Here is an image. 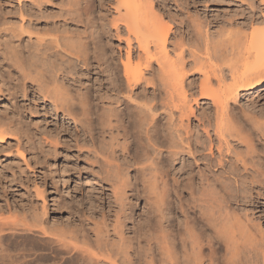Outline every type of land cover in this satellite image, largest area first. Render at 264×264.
<instances>
[{
  "label": "bare ground",
  "instance_id": "1",
  "mask_svg": "<svg viewBox=\"0 0 264 264\" xmlns=\"http://www.w3.org/2000/svg\"><path fill=\"white\" fill-rule=\"evenodd\" d=\"M42 1L44 0L30 2V5L36 6V12L34 11L36 14L41 11ZM106 1L108 7H111L115 13V17L109 21L114 26L117 38H120V25L126 33L123 39L126 46L124 59L120 54L121 51H118L120 63L117 62L110 43L102 45L104 42L99 39L104 24L95 25L91 22L92 19L89 17L92 14L88 10L90 0H72L70 7L73 9L67 10L69 7H65L64 10L68 11L72 19L75 20L78 17L79 20L75 21L81 24L80 28L69 27L72 28L69 31L61 25L62 29L57 28L58 24L54 26V24L46 23L39 26L32 21V9H26L32 12L30 14L22 10L26 17L29 14V19L27 17L26 25L23 22L19 24L16 35L18 39L23 33L26 34L30 44L21 47L19 41L16 45L15 42L12 44L10 41L12 48L10 52L5 51L4 55H8L3 57L7 58L4 59L5 61L15 65L22 79L20 86L23 94L27 92L26 85L35 88L41 95L40 98L50 100L52 107L66 113V116L89 135L93 141H90L93 145V153L102 159V167L99 168L101 176L98 175V178L105 181L114 202L119 203L116 224L127 218L130 219L133 213L130 199V192L132 193L133 190L131 169L134 175L137 172L141 174L144 182L142 187L144 186L158 197L155 220L151 223L147 221L143 228H138V237L121 232L124 222L121 223V227L114 225L113 232L116 227L120 228V232L118 231L120 235L117 230L115 232L116 239L127 236L124 239L121 238L122 242H129L126 248L119 247L122 242L116 243V239L112 238L111 243V239L106 238L108 230L105 231L104 241L108 239L111 246H114L115 240V244L119 247L115 249V245L113 247L115 250L111 246L108 248L109 242L107 247L104 246L107 241L104 245L102 244L103 247L100 246L102 240L98 242L97 236L101 234L100 240L104 229L99 228L101 230L97 229V231H102L100 234L91 235L95 243V245L92 244L91 250L90 247L81 249L75 245L70 246L66 238L48 230L47 225L40 219L41 215L45 216L47 207L45 202H42L41 213L39 211L37 213L35 208L34 212L30 210V213L25 212L22 215L19 213L21 216H18V212L17 215L9 208L7 213L10 214L7 217H0V264L2 262L8 264H140L141 259H137L135 255L141 244L137 240L140 237L145 239L146 234L155 243L147 245L149 254L144 253L142 256L144 264L154 263L153 244L162 261L158 259L163 264H243L241 259L234 258L238 252H241L240 243L241 246H245L242 244L244 243L242 239L249 240L248 235L253 233V237L256 238H250L255 240L260 237L258 241L262 242L260 240L264 232L259 231L263 232L262 235L249 232L251 229L249 230L248 224L249 231L247 230L246 220L242 218L245 224L241 218H238L239 216L235 217L233 205L248 198L253 184L258 183L264 186V152L262 157L259 155L262 154L259 153L262 150L257 149L262 140L260 137L264 138V136H260L261 133L257 132V128L263 127L260 120V122L258 119L249 122L242 120L232 112V105L239 102L240 96L257 91L264 86V8L260 17L250 18L248 23L243 24L248 27V31L241 32L238 29L240 32L238 30V33L234 32L235 38L230 44L227 43L230 40H225L226 35L224 36L223 40L228 44L225 49L222 47L224 50L218 51L219 47H214L221 45L217 44L219 40H215L216 45L211 42L213 35L205 28L207 26L204 22L199 21L197 25L195 23V30H193L192 25L195 20H191L192 28L185 26L186 35L180 39V43L171 39L173 42L169 44L170 49H168L170 25L173 24L164 21L166 18L164 19L163 14L161 15V12L159 13L155 8L157 6L153 0ZM67 11H65L66 16ZM175 13L173 12V15L168 13L167 16L170 22L176 23L178 26L175 27L179 28L183 21L179 16L178 18L174 16ZM5 23V20H0L1 26L5 27ZM200 24L201 27L205 26L202 31ZM3 27L1 31H4ZM14 28L10 27V30L13 31ZM92 28L95 29L92 30ZM191 30L193 31L190 32ZM221 30L216 31L220 34ZM194 31L195 34H191ZM217 32L213 33L217 35ZM12 34L14 35V32ZM106 41L105 43L109 42ZM132 42L136 44V51L133 50ZM103 63L106 65L103 66ZM118 63L122 66L121 74ZM93 70L101 74L105 72L103 77L105 83L99 86L94 79L93 91V84L89 88V86L82 87V83L79 86L71 83L74 79L70 75L91 73ZM3 75L0 74V93L7 79L6 74V79ZM194 76L197 77L196 86H194L195 82L193 83ZM147 85L150 87H145ZM138 87L143 91H135ZM200 100H206L205 105L210 104L212 111L206 110L207 113H205L206 111L202 110V114L199 113L200 117H197L191 102L197 106ZM191 119L197 122L196 126H191ZM19 133L20 128L16 123L7 117L0 116V145L9 136ZM16 151L22 154L19 148ZM184 155L187 159H184ZM56 158L57 155L52 157L53 164ZM176 160H182V164L181 161L179 162L182 167L177 169L178 171L183 169L181 180L170 177V163ZM36 190V194L42 197L43 188L39 185ZM181 193L188 195L186 200L192 212L188 213L189 206H186L188 204L183 205L180 202ZM173 203H176L174 208L183 214L182 217L176 216V221L181 217L177 222V230L171 229L174 219L168 218V214H171L169 210L174 206ZM177 223H175L176 226ZM245 228L250 234H246L248 232L244 230ZM259 229L261 230L260 227ZM33 230H38L41 235L51 236L49 238L46 236L48 239H44L49 242L46 245H43L46 241L42 242L40 248L33 242L30 244L31 242L26 240L28 236L25 239L26 236L21 233ZM33 237L30 238L33 239ZM134 237H137L136 243L139 246L135 248L136 253L134 249L131 253L129 249H132L131 245L134 248ZM262 240L264 243V239ZM81 241L85 245L89 243V240L84 237ZM93 242L90 241V243ZM256 242L252 243L262 249L255 251L260 255V263L259 260L257 261L258 256L255 252L250 261L252 264H264V245L260 246L261 243L256 244ZM39 249L48 253H39ZM246 252L243 254H248L250 251ZM102 255L104 258L101 257ZM245 257L244 259L250 258ZM244 263L249 262L245 260Z\"/></svg>",
  "mask_w": 264,
  "mask_h": 264
},
{
  "label": "rangeland",
  "instance_id": "2",
  "mask_svg": "<svg viewBox=\"0 0 264 264\" xmlns=\"http://www.w3.org/2000/svg\"><path fill=\"white\" fill-rule=\"evenodd\" d=\"M46 1L45 0L42 1V4L40 6L41 13L39 12L40 14L39 13L36 14L35 13L36 6L34 4L30 5L31 0H22V2L20 3L18 2V0H0V20L3 19L6 22L4 24L5 27L0 25V74L2 75L4 74L3 78L5 79L7 77L5 82L7 85L5 84L2 93H0V110H1L0 116L11 119L14 123H16L18 128H20V133L18 135L9 136L6 139V141L3 142L2 145H0V217H7V215L10 214L7 213V210L9 208L12 212L15 211L16 214L18 212V214L20 213L21 215L25 212L30 213L31 212L30 210L34 212V210H36L35 208H37L36 212L38 213V211L39 212L42 211V202H45L46 203L45 205L47 206L45 211V216L41 215L43 218H41L40 216V219L43 221L42 222L43 224L47 225L45 226L48 227V230L50 229L49 231L51 233L56 232L57 235L59 234L62 238H66L68 242L67 241L65 242L70 243L69 244L70 246L75 245L76 247H79L81 249H86V248L88 249V247H90L89 249L92 250L93 248L92 244L95 245V243L92 241L93 238L91 237V235L94 236L93 234H97V235L100 234V232L102 231L98 232L97 229L99 228H102V230L104 229L103 230L104 234L102 233L103 239L101 238L99 240L101 234L97 236L99 237L98 239L96 238L98 242L99 241L101 242L102 240L103 243L101 242L100 246H102V244L104 245V243H106L105 241H107L108 239L109 240L111 239V243H112L113 242L112 238L113 239L117 238V236H115L116 230L117 233L120 235L119 233L120 228H118L119 229L118 230L117 227L118 225L119 227H121L122 222H124L123 223L124 225H122L121 227V232L123 231L122 232L123 234H126L128 236L129 235L137 236V234L139 233L138 228H143L144 224L147 221H149L148 223L154 222L155 220L154 217L157 214L156 209L158 205L157 203L158 197H156V194L152 193V191L148 190L147 188H144V186L142 187L144 182L141 178V174L137 172L134 175V172L131 169L130 176L132 178V183H133L131 187L133 188L134 191L130 188L132 190V193L130 192L131 194L130 199H131V204L133 206V208H131L133 209V213L130 219L127 218L126 220L121 221V223L119 222L120 224L118 223L117 225L115 218L118 215L119 203H117L118 201L114 202L115 200L111 195L110 189L106 187L105 181L102 178H98V175H100L99 168L102 167L101 166L102 159L101 157L93 153L92 150L93 145L90 144V141L91 142L93 141L89 138V135L87 133L85 134L83 132L84 129H82V127L74 123L70 119V117L66 116V113L64 114L60 109L58 110L52 107L53 104H51L50 100L46 101L47 99L40 98L41 95L37 92L35 88L33 87L31 88L30 85H26L27 92H25V94L22 93V89L20 86L22 83V79L19 77L15 65L13 63H12L13 65L10 64L9 61H8L9 63L5 61L4 59L6 57L5 58L3 57V55L7 51L10 52L12 48L11 45L14 44V42L15 45L19 43L21 47L30 44V42L27 39V35L24 33L20 38L17 39L18 36L16 35L17 33L16 29L19 26V24L25 23L26 25L25 21L29 19L28 16L30 13H32L31 11H33L32 21L33 23H36L39 26L46 23L49 25L54 24V26L58 24L56 26L57 28L59 27L60 29H62L64 26V28L66 29L68 28L67 29L68 31L70 29L69 27L72 26L73 29L74 26L81 27V24L80 23L78 24L75 21L76 19H78V17L74 16L76 18L75 20H73L72 19L73 17H71V15H69L67 11L68 9L71 8L70 6L72 5L71 2L72 0H50L47 2ZM26 2L28 6L26 5ZM153 2L155 6H157L155 8L158 10V12L159 13L161 12L160 13L161 15L163 14L164 19L166 18L164 21H168L169 24L170 23L173 24L170 25L171 31L173 32L171 31L169 32L170 40L168 38L169 40L167 41L168 49H170L169 44H172L173 42L172 40L175 39L177 42L175 40L174 42L180 43L181 41L180 39L185 37L186 35L185 26L191 27L190 26V24L192 25L191 20H195L192 25L194 26L193 30H195V25H194L195 23L197 25L200 23L199 21H202V23L204 22L205 23L204 25L207 26L204 27L208 29V32L211 35H213L214 40L212 41L213 39L212 38L211 42H213L215 45H216L215 40L216 41L219 40L218 42H220V43L217 42V44L218 45L220 44L221 46H214V47L215 48L219 47L217 49L218 51L220 49H223L222 47H224L225 49V47H228V44H226L225 40L227 41L230 40V42H227L230 44L235 38L234 32H237L238 29L241 32L248 31V27L244 26L243 24L248 23L250 18L252 19V18L260 17V14L264 8L263 0H158V1L153 0ZM66 3L69 4L65 5ZM88 5H89L88 6L89 9L88 8L87 9L92 14V15L90 14L91 16L89 17L90 19H92L91 22L93 24L95 23V25L99 23L104 24V26H102L101 24L102 31L100 35L101 37L99 38L100 41L102 40V42L104 43L102 42L100 43H102V45L110 43L109 45L111 46V48L113 49L116 55L117 62H119L118 60L119 50L121 51L120 54L123 57L122 59H124V49L126 48V46L123 42L124 41L123 39L126 36V33L124 31V28L118 22L119 24L118 23L117 24L120 25L122 32L120 31V35H119L120 38H117V35L114 30V26L111 25L110 22L111 21L110 19L115 17L114 11L112 10L111 7H108V2L106 0H90V3ZM65 7L66 8L69 7V8H67V10H64ZM26 9L27 10L32 9V10L27 11ZM22 10L23 11L26 10V14L29 13L27 15L28 19L26 17V14ZM65 11H67V14L69 16L68 15L66 16ZM173 12L174 13L177 12L174 14V16H177V18L179 16L181 21H183V23L182 22L180 23L179 26L180 29L176 28L178 26L176 25V23L174 24L172 21L170 22V19H168L169 17L167 15L171 13H172L171 15H173ZM69 17L72 20H70ZM188 17H190V19ZM67 18L68 20H66ZM60 25L62 28L60 27ZM2 27L4 28L5 32L1 31L3 30L1 29ZM10 27L11 29L13 27L15 28L12 31L10 30ZM204 27H201L200 24L201 31L203 30ZM191 28H189V30ZM94 29L95 28H92V30ZM220 29L222 30L221 33L219 34V32L217 31H220ZM8 30L11 31V34L10 31ZM193 30H191L190 32H192ZM239 30L238 32H240ZM178 31L182 36L179 34ZM215 31L218 33L217 35L214 34L216 33ZM225 31L228 32L225 33ZM13 32L14 35L12 34ZM191 34H195V31ZM224 38L225 40H223ZM106 40L109 42L105 43ZM10 41H12V44L10 43ZM223 41L224 43H222ZM132 43L134 47L133 50L136 51L137 50V48H135L136 44H134V42ZM8 45L11 46V47L9 46L10 49L7 47ZM5 47H7L9 50ZM7 55L8 54L4 56ZM105 65L106 64H104L103 66ZM121 67L122 66L119 64L120 74L122 73ZM98 69H100V67ZM225 71L226 69L224 68V72ZM104 73L103 74L99 72L97 73V71L93 70L91 73L72 74L70 76L73 77L74 80L73 82L71 80L70 81L73 85L79 86L82 83L81 84L83 85L82 87L89 86V88H91L90 85L93 84L94 79H96V83H98V85L100 86V84L103 85L105 83V78L103 79ZM194 77H195L193 78L194 80L193 79L192 80L193 83L195 82L194 86H196L197 77L196 76ZM27 82H28L27 84H29L28 80ZM145 87L148 88L150 86L147 85ZM93 90H94V84L92 86V91ZM194 90L196 91V89ZM135 91L141 92L143 91V89L138 87L137 89H135ZM199 102L200 103L197 106L194 105L193 102H191V104L193 105V110L195 109L194 113L196 112L195 115L197 117L198 116L200 117V114H202V110L203 111L207 110L209 112L212 111V107L210 104L205 105L207 103L206 100H202V101L200 100ZM200 106H202L201 108L203 109H201ZM232 108H233L232 112H234L242 120L249 122L250 120L258 119V121L259 120L261 121V126L264 127V121H262L264 120V86L258 89L257 91L250 92L248 94L240 96L239 102L232 105ZM207 111L205 113H207ZM196 124L197 122H195L194 119H191V126L192 127L194 125L196 126ZM263 127H261L262 130L261 128H257L258 129L257 132H259V134L260 133L262 134V131H264ZM259 129L261 132L259 131ZM261 134L260 136H264V133L262 135ZM260 138L262 139L260 140L261 143L263 142L264 138L262 137ZM49 142H52V144H49ZM260 143L258 144L257 149L262 150V152L261 151L258 152L262 153L259 155L263 157L264 149H262V147L264 148L263 146L264 142L261 144ZM18 148L21 150L22 154H19L16 151ZM54 155H57V158L54 163L55 165L51 160ZM96 156L98 159L96 158ZM185 157L186 156L184 155V159H187V157L186 158ZM180 161L182 164V160H176L170 163L171 178L174 177V179L177 178L179 180L182 179L183 175L181 173L183 169L182 170L179 169V171L177 170L178 168L182 167V165H180L179 163ZM39 185L40 188H43L44 190V194L42 197L36 194L37 191L36 187ZM249 192L250 195L247 194L248 195L247 199L236 203L235 205H233L234 207L232 206L233 209L235 210L234 215L235 217L237 215V217L239 216L238 218L241 219L243 218L244 220H246L247 230L249 226H250L249 230L251 229V231L248 230L249 232L251 233L256 232L255 234L258 235V233H260L262 235V233L264 232V186H260L258 183H255L253 184V187ZM185 194L181 193L180 195L181 197L180 202H182L183 205L188 204L186 200L188 195ZM91 204H93V206ZM173 205L174 206H172L171 209L169 210L171 214H168V218L174 219L172 220L173 222L171 221L173 224V228L171 226V229L177 230L178 229L177 222L180 221V218L182 217L183 214L180 212V210L174 208L176 203L175 204L173 203ZM186 206L188 207L189 204ZM189 212H192L190 206L188 207V213ZM20 214L18 216H21ZM176 216L177 217L181 216L179 217L178 221H176L177 220ZM243 219L242 221H244ZM175 223H177V226ZM114 225L115 226L117 225V227L115 228L116 229L115 232H113ZM259 227L261 228V230L259 229ZM246 228L244 230L248 232ZM64 230L66 233L69 232L68 235L64 232ZM95 230L96 232L94 233ZM105 231H107L106 235H108V237L104 236ZM259 231H263V232H259ZM249 232L246 234H250ZM21 234H23V236H26L25 239L28 236L26 240L29 243L31 242L30 244H32L33 242L39 248L40 245L42 247V244L45 241L46 242L43 245H46L49 242V240H44V239H48L49 237H51L49 235H41V233L38 232V230H33L31 232H22ZM126 235H124V238L127 237ZM251 235H248L249 238L247 239L249 240L247 241L244 238L242 239V241H244V243L242 244H245V246L242 245L243 246L242 249L240 243L239 246L241 248L239 247V249L241 250V252L240 253L238 252L234 257L241 259L243 261V264H250L251 263L250 259L254 257L255 254L258 256L257 261L260 258V255H258L257 252H255L256 249H259L260 247L258 248L257 245L256 247L255 244L252 243L253 241L254 242L257 241L256 244L261 243L260 246L262 244L264 245V243H262L263 242L262 239H264L263 238L264 235L262 236L260 235L262 237L260 241L262 242L258 241L260 237L259 239L257 237V239L254 240L250 238L253 237L254 234L252 233ZM246 236L247 235H245V237ZM30 237H33L34 240ZM83 237L89 240V243L90 241L93 243H90L91 245H89L88 243L89 246L85 245L81 241ZM104 237L108 239L104 241L105 239ZM137 237L133 238L134 248L131 245L132 249L129 250L131 252V250L133 251L134 249L136 253V250L138 249L135 255L137 256V259L139 260L141 259V261L139 262L141 264L142 260H144V258H142L144 253L149 254L147 250L148 249L147 245L149 243H155V241H153L150 238V236H148V234H146L145 239L144 238L142 239V237L139 236L140 238H138L137 240ZM121 238L123 237L121 236ZM121 238L116 239V243L120 244L123 241ZM38 239L40 241H38ZM136 240L138 241L139 244L141 243L140 247H138L139 244L136 243L137 242ZM108 242H109V246H108L109 248L111 246L110 241H107V244H105L104 246L107 247ZM239 242L241 241L239 240ZM127 243L129 242L128 241L127 242L125 241V243L122 242L121 245H119V247L126 248ZM115 245L116 244L114 240V246ZM117 245L116 247L112 245L111 246L112 249L114 248L116 249L118 247ZM251 246H254L255 250L254 247L252 248ZM136 247L138 248L135 249ZM244 247H246L247 249H245ZM155 249L156 246L153 244L152 247V252L154 255L153 264H159L160 263L159 259L161 258V256L160 255H159L160 257L158 256V252ZM239 249L238 251H240ZM246 250L250 252L247 251L248 254H243L246 252ZM251 250L253 251L251 252ZM261 250L262 249L260 248L259 251ZM259 251L258 253L261 254ZM38 252L43 254L48 253V251H44L40 249L38 250ZM253 252H255V254H253ZM250 253L253 255H251ZM101 257L104 258V255H102ZM244 257L245 258L250 257V258L244 259ZM139 260H137V262ZM245 260L246 262L248 260L249 263H244ZM258 262L260 263V260ZM3 263L8 264L7 262H2V264ZM142 264H144V262H142ZM160 264H163V262Z\"/></svg>",
  "mask_w": 264,
  "mask_h": 264
}]
</instances>
